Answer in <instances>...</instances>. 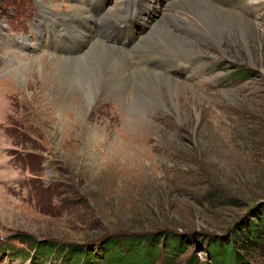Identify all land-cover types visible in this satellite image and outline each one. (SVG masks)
<instances>
[{
	"label": "rangeland",
	"instance_id": "obj_1",
	"mask_svg": "<svg viewBox=\"0 0 264 264\" xmlns=\"http://www.w3.org/2000/svg\"><path fill=\"white\" fill-rule=\"evenodd\" d=\"M141 1L107 0L121 6L108 16L115 19ZM169 1L150 0L153 15L144 22L145 34L155 41L147 48L161 55L165 45L156 43L154 26ZM103 2L0 0V46L11 47L0 53V264H75L63 259L65 246L97 255L108 236L127 243L137 235L167 232L181 236L188 248L175 257L166 253L157 264H187L194 257L212 264L209 238L227 241L264 208V0H244L248 9L235 7L256 31L242 35L229 25L222 28L221 46L200 35L185 36L196 39L201 55H179L201 62L193 73L174 74L197 95L178 97L162 85L161 102L137 94L134 83L125 108L113 91L100 98L107 92L100 87L90 107L75 112L64 100L72 96L75 102L83 92L75 84L70 88L49 61L59 60L56 50L58 55L79 50L69 35L77 36L81 21L89 32L79 33L76 43L96 41L91 31L100 20L93 18L99 10L107 12ZM50 3L61 21L43 18L39 6ZM166 19V29L173 30L177 24ZM145 25L139 20L131 32L140 35ZM132 38L125 30L116 37L118 45ZM138 51L134 57L146 52ZM51 73L57 76L50 79ZM87 109V121L78 119ZM34 244L45 249L37 253ZM259 254L264 264V252Z\"/></svg>",
	"mask_w": 264,
	"mask_h": 264
},
{
	"label": "bare ground",
	"instance_id": "obj_2",
	"mask_svg": "<svg viewBox=\"0 0 264 264\" xmlns=\"http://www.w3.org/2000/svg\"><path fill=\"white\" fill-rule=\"evenodd\" d=\"M147 1L148 0L144 2L142 0L141 3H139L140 6H132L129 10L128 7L125 10L126 13L131 10L133 12L132 14L137 17V19L131 23V27H133L134 25L137 26L139 20L142 21L143 25H145L144 22H146V19H149L153 15L151 13L152 11H149L150 0L149 3H146ZM170 1L167 5H165V8L160 11L162 14H159L158 19L161 18L162 20L158 21L157 24L155 23V26L153 25L154 28H157L158 30V38L156 39V43L165 45V48L163 47L164 49L162 55L155 51H152L151 49H148L149 43L151 42L150 44H152L155 41H153L154 39L151 38V35L149 37L145 34L147 31H149L148 26L146 31V25L143 27V32H141L140 35H134L131 32V27L125 30V36L128 35L131 38V35H133V38L130 40V43L128 45H126L125 43H122V45H118L116 39L117 35L112 36L111 32L114 31L111 29L108 22V20L113 17L108 16L112 11H121L120 4L116 2H114V4L112 3L111 6V3L106 4L107 0H104L103 3H105V6L103 7V10H107V12H105V14H101V11L99 10L98 13L100 14L93 18L94 20L97 17V19L100 20V23L95 31H91L93 38L96 39V41H94L91 46L76 43L79 39H81V37H78L79 33L81 35L83 31H86V28L88 26L86 23H83L82 21L81 23H79V27L76 30L77 36H70L66 32L68 28L66 29V31H63V34L69 35V38L71 39L73 44L79 45V50L67 51L66 53H62V55L67 54L66 57L62 56L61 54L58 55V52L56 50V52H54V56H56V58H58L59 60L49 61L50 63H53L49 65H53V70L57 71L58 76L60 74L65 75L63 79H65L67 84L71 86L70 88L74 89V87L76 86L75 89H80L84 95H82L81 97H77V100H75L76 103H79L78 106L74 102L72 96H67L64 100L66 107H68L67 109L71 108L76 112L79 108L81 109V107L89 108L92 104L91 98H94V94L92 93L93 90L95 89L96 91H99L100 87H103V90H107V92L104 91L106 93L103 92L100 94V98L105 94L107 95L111 91H113L117 95V101L124 102L125 100L126 107H124L127 108L129 107L128 104L132 95L131 93L135 94V92L131 89V86L134 83L137 84V94L142 93L144 97H154L161 102L165 99V94L161 90L162 85L166 87L169 92L175 93L178 97H186L187 94L197 95V91L193 87L189 86V83V85H187V83L183 81V77L178 76L177 78H175L176 74H174V72L178 70H190V72L193 73L194 67L199 66L201 62L199 57H196L195 59H188L189 56L187 57L179 55V52L185 54L201 55L196 51V49L199 48V44L196 42V39H190V37L185 36H196L197 38V36L200 35L202 37L214 40V42L218 43V45L221 46L222 28L227 29L229 25H232L233 27H237L238 30L242 32V35L247 32L251 33L257 30L253 22L246 19V17L241 12H237L235 10V7L237 6H242V8L248 9L249 5L243 6L244 0ZM97 3L99 2L95 1L94 5H97ZM226 3H230L229 5L231 8L227 9L225 7ZM90 4L89 6L93 8V4ZM51 5L52 4L50 3L48 5L41 4V6H39V11L43 13V18L46 19V15H49L54 17L55 19H60L61 21L59 15H56L52 12ZM172 9L178 10L179 12L168 15L171 13L170 10ZM138 10L141 14L136 13ZM85 18V16L81 17V19ZM121 19L124 20V17L122 16ZM164 19H166V22L169 19L173 20L177 25L173 30H168L165 27L166 25L164 23ZM135 22L136 24H134ZM82 26L85 27L82 28ZM154 28H151L150 30L153 31L155 30ZM0 34L2 38L1 40L3 41L4 31L1 30ZM132 44H134V48L132 47ZM6 48L7 50H10L11 47L2 42V45L0 46V53H3L2 50ZM137 51L146 52L143 56L134 57L137 56L135 55ZM75 52L79 53L78 58L75 57ZM81 54H83V56H81ZM73 57H75V59ZM14 58L15 61L19 60L17 56H14ZM65 58H68L69 60H63ZM40 71H42V69ZM135 73L139 74L137 80H135L133 77ZM57 75L51 73V75L47 77L51 79L53 77L55 78V76ZM17 76H19V73L15 74V77ZM74 77H77L78 80ZM21 79H23L22 76ZM96 105H93L94 107L92 108V111H94V113L97 112L96 109L98 108V105ZM179 108L180 105L178 104V111ZM74 111H72L73 114ZM84 112L85 110L83 111V113L80 111L79 113H77V115L78 119L79 117L85 118L84 122H86V118L89 117V109L86 110L85 114Z\"/></svg>",
	"mask_w": 264,
	"mask_h": 264
},
{
	"label": "trees",
	"instance_id": "obj_3",
	"mask_svg": "<svg viewBox=\"0 0 264 264\" xmlns=\"http://www.w3.org/2000/svg\"><path fill=\"white\" fill-rule=\"evenodd\" d=\"M255 217L245 223L244 227L233 231L227 241L221 242L209 238L206 244H209L212 264H259L258 260L261 258L259 253L264 252V208L259 209ZM100 243L102 252L97 255L84 250L82 246H65L62 251L63 259L65 261L73 259L72 263L75 264H157L166 253L175 257L184 254L188 248L181 236L170 232L137 235L128 238L127 243L125 237L120 239V237L108 236ZM126 244L129 245L128 249L125 248ZM47 247L52 248L56 253L59 250L57 245ZM43 248L45 249L44 245L40 244L33 246V250L37 253ZM187 264L203 263L194 257Z\"/></svg>",
	"mask_w": 264,
	"mask_h": 264
}]
</instances>
